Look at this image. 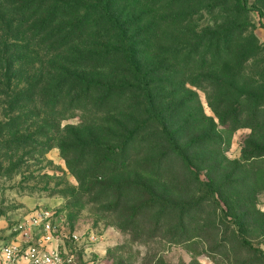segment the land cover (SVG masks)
<instances>
[{
	"label": "rangeland",
	"instance_id": "obj_1",
	"mask_svg": "<svg viewBox=\"0 0 264 264\" xmlns=\"http://www.w3.org/2000/svg\"><path fill=\"white\" fill-rule=\"evenodd\" d=\"M113 1L115 12L142 25L144 63L161 66L143 68L154 71L149 81L159 82L158 89L163 90L155 95L156 105L169 108L171 124L181 130L184 142H191L193 175L198 173L203 181L214 176L221 192L218 201L194 216L188 236L174 237L170 231L165 239L145 243L123 231L119 227L122 212L136 203L138 195L131 189H120V197L101 194L100 188L87 191L95 177L85 179V174L106 152L74 147L78 138L102 140L107 122L95 117L92 99L79 103V87L72 90L69 82L62 89L56 85V78L68 71L109 80L116 68H95L91 63L96 60L89 58L96 46L106 42L96 44L95 38L84 34L75 43L79 50L65 53L60 42L40 43L27 17L14 15L11 9V26L0 19V247L19 220L42 205L56 211L55 225L65 249L74 234L81 239L96 236L91 248L82 247L84 254L79 251V264H155L158 259L166 264H264V257L242 246L239 228L233 223L234 216L243 217L242 234L264 252V155L259 153L264 150V0ZM67 2L85 5L91 1ZM69 13L63 22L78 18L76 10ZM96 20L95 12L89 14L87 34L98 32L92 27ZM199 40L212 47L204 64L207 46L195 49ZM176 43L184 44L185 58L163 52ZM79 54L86 57L88 66L66 68L65 62ZM201 74L210 79L194 85ZM176 82L184 85L179 96L171 88ZM129 97H124L123 115L131 110ZM179 101L183 107L170 108ZM256 117L261 125L251 128L248 124ZM151 132L141 133L134 151L146 152L147 143L142 145L140 140ZM199 135L204 139L197 142ZM68 146L76 173L64 157L63 147ZM138 169L97 171V178L119 184ZM170 170L169 179L143 171L148 175L139 180L168 197L192 200L203 195L186 167L177 162ZM92 173L96 175L95 170ZM152 216L156 217V211L145 218L146 227L154 226ZM166 222L171 226L174 219Z\"/></svg>",
	"mask_w": 264,
	"mask_h": 264
},
{
	"label": "trees",
	"instance_id": "obj_2",
	"mask_svg": "<svg viewBox=\"0 0 264 264\" xmlns=\"http://www.w3.org/2000/svg\"><path fill=\"white\" fill-rule=\"evenodd\" d=\"M87 1L91 2L81 5L79 2L71 4L72 2H67V0H0V19L6 20V25L11 26V18L9 16L11 17V9L14 10V15L27 17L26 22L32 23L31 31L38 35L40 43L52 44L55 41L60 42L58 45L65 50V53L78 51L79 47L75 43L84 34L90 38H95L96 44L101 41L106 42L103 46H96L95 51L89 55V58L96 60V62L91 63L95 68H116L112 70L109 80L86 78V74L82 71H68L63 77L56 78L58 79L56 85L60 89L65 87L68 82L73 84L72 90L79 87L80 90L76 96L79 99V103L82 104L83 100L87 98L92 99L93 109L96 110L94 112L95 117L101 120L105 119L107 122L105 127L107 132L102 140L90 137L89 141L84 142L78 138L74 144L75 148L84 150L98 148L106 152V157L96 163L90 173L85 174V179L95 177V180L90 181L87 191L91 192L95 188H100L101 194L112 192L118 193L120 197V189H131L138 195L139 198L134 205L124 208L122 212L123 219L119 226L135 240L148 243L159 238L165 239L170 231L174 237L188 236L193 229L191 225L194 222V216L203 212L210 203L218 201L217 195H220L221 192L219 187H217V181L212 175L207 181H203L198 173L193 175L195 173L194 168L189 166L194 159V156L190 153L191 142H184L181 130L171 124L167 116L169 108L161 109L156 105L158 101H156L157 96L155 95L163 90L161 88L158 89L159 82L156 83L154 79L149 81L148 77H152L154 71H143V68L146 66L148 68H161V66H156L155 64L154 66L152 64L145 65L144 63V54L140 50V47L145 45L140 39V27L142 25L137 24L132 19H124L115 12V6L112 4L113 0ZM72 10L78 12V18H74L68 23L63 22ZM94 12L97 15V20L92 23V27L99 30L97 33L87 34L86 29L88 26L86 23L88 16ZM134 25H138V27L133 29ZM202 45L207 46L202 54L204 64L207 55L212 52V47L209 44H203L201 40L194 47L199 50ZM178 46V43L173 44V48L163 52L167 55L173 54L176 57L182 56L185 58L184 44L180 47ZM80 55H77L74 60L66 61V68H84L88 66L86 57H80ZM154 57L158 58L157 54ZM249 57L245 59L248 60ZM160 61L162 62L163 58ZM184 62L185 59L181 60L182 65H184ZM67 73L69 74L67 75ZM127 76L129 77L128 80ZM208 79H210L209 76L201 74L198 80L193 81V84L196 86L201 85L202 81ZM160 82L162 83V80ZM181 84V82H176L171 85L172 89H177V92L173 90L174 96H179L184 91V85ZM128 94L130 95L129 99L132 101L131 110L123 115L122 103L124 97ZM182 97L185 98V96ZM257 101L260 104L263 102L260 99H257ZM224 102L225 100L222 101V103ZM173 107L177 109L183 107V104L179 101V105L175 104V106L170 108ZM191 115L193 114L191 113ZM219 117L222 118V115ZM235 123H237L236 120ZM248 125L251 128H256L261 125V120L256 117ZM146 130L147 132L152 131L151 135L140 140L141 144L147 143L146 152L144 153L142 149L134 151L138 137ZM201 139H204L203 135H199L197 142ZM69 149V146L67 150L63 147V151H65L64 157L67 159L71 170L73 169L76 173V166L69 159ZM259 153L264 155V150H260ZM177 162L183 168L186 167L189 170V176L193 177V179L190 178L192 180L190 181H196L200 184L203 195L194 196L192 200H187L184 197H168L158 192L152 185L139 180V178L148 175L144 172L149 173L153 177L157 175L158 177L169 179L170 166ZM133 166L139 167V169L131 172V178L120 182L119 184H123L122 186L115 184L116 182L99 181L97 178L100 177L97 171L114 173L119 169L126 170ZM94 170L96 172L95 176L92 173ZM210 170L214 171L213 166ZM110 206H107L108 210H111ZM155 211L156 217L152 216L156 218L154 226L146 227L145 218L149 213ZM173 215L174 218L172 217ZM167 219H174V224L168 226ZM242 219L243 217L240 216L233 217V223L239 228L238 240L240 239L242 246H245L250 252L258 253V255L264 257V252L254 247L242 234ZM167 226L168 228L164 231ZM205 227L208 228V226ZM155 264L166 263L162 259H158Z\"/></svg>",
	"mask_w": 264,
	"mask_h": 264
},
{
	"label": "built area",
	"instance_id": "obj_3",
	"mask_svg": "<svg viewBox=\"0 0 264 264\" xmlns=\"http://www.w3.org/2000/svg\"><path fill=\"white\" fill-rule=\"evenodd\" d=\"M55 215L56 211L40 205L20 219L10 230V240L0 247V264H79V251L84 254V248H91L96 236L81 239L74 234L65 249Z\"/></svg>",
	"mask_w": 264,
	"mask_h": 264
}]
</instances>
